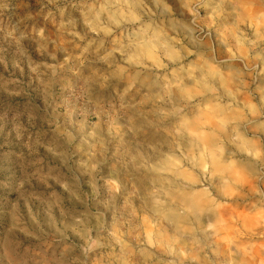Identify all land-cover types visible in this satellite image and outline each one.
Returning a JSON list of instances; mask_svg holds the SVG:
<instances>
[{
  "label": "clouds",
  "instance_id": "obj_1",
  "mask_svg": "<svg viewBox=\"0 0 264 264\" xmlns=\"http://www.w3.org/2000/svg\"><path fill=\"white\" fill-rule=\"evenodd\" d=\"M143 3L89 5L85 35L65 42L60 71L53 70L63 111L47 151L78 155L93 188L107 168L104 188L126 217L99 239L73 228L83 241L80 252L95 254L90 264H264V191L232 159L244 118L232 93L225 96L232 73L191 50L171 21L151 9L138 13ZM78 113L90 121L83 145L73 144L70 128ZM52 179L70 190L67 180ZM245 187L257 199L250 210H237L231 201ZM205 216L212 219L202 224ZM256 229H262L256 242L243 243L257 237ZM67 240L60 233L43 251L21 250L7 238L0 247L7 264H85Z\"/></svg>",
  "mask_w": 264,
  "mask_h": 264
},
{
  "label": "rangeland",
  "instance_id": "obj_2",
  "mask_svg": "<svg viewBox=\"0 0 264 264\" xmlns=\"http://www.w3.org/2000/svg\"><path fill=\"white\" fill-rule=\"evenodd\" d=\"M96 2L0 0V245L7 238L19 242L21 250L43 251L63 233L75 246L72 255L85 264L95 254L87 258L81 254L83 241L72 229L99 239L126 217L104 188L101 177L108 174L107 168L90 187L91 179L77 165L78 155L53 156L46 145L52 140L53 121L63 111L56 104L63 87L53 70L60 71L65 42L85 35L83 14ZM148 9L171 21L191 50L232 73L224 80L225 96L230 91L234 107L244 113L237 125L241 141L233 147L232 159L264 191V130L246 129L249 121L264 123V30L258 28L264 23V0H144L135 10L143 15ZM89 124L85 115L77 114L70 125L74 145L86 142ZM247 152L260 155L253 159ZM52 177L67 180L70 190ZM256 199L245 187L231 203L248 211ZM211 219L205 216L201 223ZM255 231L257 237L243 243L256 242L262 229ZM197 236L209 242L200 233ZM209 259L216 258L209 253ZM0 264H7L2 247Z\"/></svg>",
  "mask_w": 264,
  "mask_h": 264
},
{
  "label": "crops",
  "instance_id": "obj_3",
  "mask_svg": "<svg viewBox=\"0 0 264 264\" xmlns=\"http://www.w3.org/2000/svg\"><path fill=\"white\" fill-rule=\"evenodd\" d=\"M258 28H260L261 30H264V23H260V25L258 26ZM248 118H245V123H247ZM243 127V125H242ZM246 129L250 132V133H257V132H261L264 130V123H251L249 121L248 125H246ZM237 167L240 166L239 163H236Z\"/></svg>",
  "mask_w": 264,
  "mask_h": 264
}]
</instances>
